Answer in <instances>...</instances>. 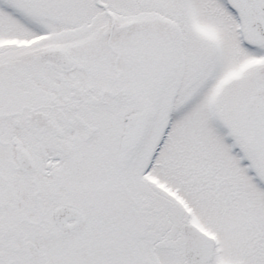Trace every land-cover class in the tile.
<instances>
[{
  "label": "snow or ice",
  "instance_id": "6c2138e0",
  "mask_svg": "<svg viewBox=\"0 0 264 264\" xmlns=\"http://www.w3.org/2000/svg\"><path fill=\"white\" fill-rule=\"evenodd\" d=\"M0 264H264V0H0Z\"/></svg>",
  "mask_w": 264,
  "mask_h": 264
}]
</instances>
